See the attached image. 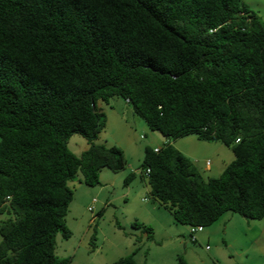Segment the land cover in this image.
<instances>
[{
	"label": "trees",
	"instance_id": "1",
	"mask_svg": "<svg viewBox=\"0 0 264 264\" xmlns=\"http://www.w3.org/2000/svg\"><path fill=\"white\" fill-rule=\"evenodd\" d=\"M114 98L166 140L232 150L204 180L170 144L145 147L139 176L174 223L264 218V21L242 0H0V264H73L55 256L57 235L71 237L68 183L80 173L94 187L127 166L95 144L98 103ZM73 134L88 141L79 157ZM137 250L114 264H138Z\"/></svg>",
	"mask_w": 264,
	"mask_h": 264
},
{
	"label": "rangeland",
	"instance_id": "2",
	"mask_svg": "<svg viewBox=\"0 0 264 264\" xmlns=\"http://www.w3.org/2000/svg\"><path fill=\"white\" fill-rule=\"evenodd\" d=\"M245 1L253 8L261 9L264 16V0ZM98 107L106 115L108 124L98 135L95 144L123 149L126 168L132 161L133 166L140 170L145 146L152 148L150 144L161 142L164 138L150 131L145 122L132 113L131 107L124 105L120 98L112 99L110 104L99 102ZM153 137H156L154 141ZM191 141L197 146L192 147ZM171 142V146L187 154L185 156L191 161V158L198 160L197 171L204 180L219 177L234 160L232 150L221 143L197 141L194 136ZM88 146V141L79 134H73L67 142L68 149L77 157ZM207 162L212 165L210 171L205 170ZM192 163L195 164L194 161ZM126 173V169L119 173L103 169L100 184L94 187L79 183L80 173L68 183L74 196L65 225L73 235L68 240L57 235L56 257H71L73 264H114L138 249L135 257L138 264H178L180 258L185 264H264V218L250 220L228 212L213 225L204 228V232L197 235L196 243H191L188 229L174 223L163 208L159 207L156 213L147 215V208L157 205L148 191L133 188L128 200L122 197L130 186L124 182ZM135 181L141 184L145 182L139 175ZM110 183L113 185L105 186ZM94 200L98 201L95 205ZM93 206L95 210L90 212L89 207ZM101 208L105 212L102 218L96 213ZM149 217H154L152 223L156 239L163 238L172 230L179 234L181 230V243L174 240L163 242L161 247L150 245L144 230L132 228L134 222L141 223ZM6 219L5 214L0 215V223ZM97 230V237L91 240Z\"/></svg>",
	"mask_w": 264,
	"mask_h": 264
},
{
	"label": "crops",
	"instance_id": "3",
	"mask_svg": "<svg viewBox=\"0 0 264 264\" xmlns=\"http://www.w3.org/2000/svg\"><path fill=\"white\" fill-rule=\"evenodd\" d=\"M242 2L250 9V10H252V11H254L255 13H257V15L259 16V17H261L262 18V20L264 21V16L261 14V9H259L258 8V10L257 9H255V8H253L250 4H248L245 0H242ZM110 104V103H109ZM123 104L124 105H126V106H129V104H127L126 103V101L125 100H123ZM112 108V107H111ZM131 112H132V109H131ZM133 113V112H132ZM108 124V123H107ZM188 137H191V136H188ZM187 138V137H186ZM156 139V137H153V140L152 141H154ZM180 139H183V138H180ZM185 140H190V139H185ZM197 140V139H196ZM197 141H199V140H197ZM152 143V142H151ZM171 141H169V140H166V139H164V140H162L161 142H159L158 141V143H152V144H150V145H152V149H156V148H162V147H164L166 144H170L171 145ZM194 142L193 141H191V146L193 147H196L197 145L196 144H193ZM205 143H207V142H205ZM161 144H162V146H161ZM149 145V144H148ZM159 145V146H158ZM164 145V146H163ZM145 147H149V146H145ZM119 149H121V148H119ZM145 149V148H144ZM122 151H123V149H121ZM182 154H184V155H186V156H188L187 154H185V153H182ZM192 159V161H194V166H195V168H196V170H197V166H196V164H198V160L197 159H193V158H191ZM129 166H128V169L126 168V174H127V176L130 174V173H132L133 171H137V169L138 168H135V166H133V162L131 161L129 164H128ZM206 166H205V170L206 171H210L211 170V167H212V165L211 164H209L208 162L205 164ZM101 174H102V171L100 172V174H99V182H100V177H101ZM106 175V173H104V176ZM124 182H125V180H124ZM142 182V181H141ZM126 184V183H125ZM111 185H113V184H105V186L106 187H108V186H111ZM129 187H128V189H127V192L125 193V194H123L122 195V197L125 199V200H128L129 198H130V191H132L133 190V188H138L139 190H141V189H145L146 191H148L149 193H150V190L148 189V187L146 186V183L145 182H142V184L140 183V182H136L135 181V179H133L130 183H128L127 184ZM136 195L134 194V197H135ZM145 200V199H144ZM95 202H94V204L93 205H95V204H97V200H94ZM156 206V207H155ZM94 207V206H93ZM90 208V207H89ZM158 208H159V206L158 205H152V206H150V207H148L147 208V211L148 212H146L147 213V215H148V213L149 214H154V213H156L157 212V210H158ZM94 210H95V207H94ZM97 213V216L99 215V217H103V215H104V209L103 208H101L100 209V211H98V212H96ZM101 215V216H100ZM155 217V216H154ZM154 217H149V219L148 218H146L147 220L146 221H144V222H141V223H143V224H145V225H148V226H150L151 228H152V230H153V239L152 240H149V241H147V242H149V244L150 245H159L160 247L162 246V243L163 242H165V241H174V240H176V241H179L180 243H181V241H182V231L180 230L179 232L181 233H179V234H175L176 233V230H172L171 232H169V233H166L165 234V236L163 237V238H161V239H156V237H155V228H154V225H153V223H152V219L154 218ZM136 221H139V220H136ZM117 225H118V223H117ZM187 228V227H186ZM188 229V228H187ZM71 232V231H70ZM204 232V231H203ZM202 232V233H203ZM97 234H98V230L97 231H95V233H94V236H96L97 237ZM73 234H72V232H71V236H72ZM92 239V238H91ZM164 239H166V240H164ZM185 247H187V243H185ZM186 251H188V250H186ZM136 257V254H135V256H134V258ZM136 260V259H135ZM72 262H73V258H72Z\"/></svg>",
	"mask_w": 264,
	"mask_h": 264
},
{
	"label": "built area",
	"instance_id": "4",
	"mask_svg": "<svg viewBox=\"0 0 264 264\" xmlns=\"http://www.w3.org/2000/svg\"><path fill=\"white\" fill-rule=\"evenodd\" d=\"M126 101V103H129V101L128 100H125ZM154 151L155 152H158L159 151V149H154ZM135 174H140L141 175V173H140V171H133ZM148 175H149V170H146L145 172H144V174H143V176L144 177H148ZM93 207H90L89 208V211L90 212H92L93 211ZM188 231H189V237H190V241L192 242V243H196L197 242V238H196V235L197 234H199V233H201V232H203V228H202V226H193V227H189L188 228ZM206 249H207V247H206Z\"/></svg>",
	"mask_w": 264,
	"mask_h": 264
},
{
	"label": "clouds",
	"instance_id": "5",
	"mask_svg": "<svg viewBox=\"0 0 264 264\" xmlns=\"http://www.w3.org/2000/svg\"><path fill=\"white\" fill-rule=\"evenodd\" d=\"M128 104V103H127ZM156 149H160V148H156ZM138 171H140L139 169H137ZM132 173H134V172H132ZM140 173H141V171H140ZM135 174V173H134ZM135 175H140V174H135ZM94 208V207H93ZM94 210V209H93ZM191 227H193V226H191ZM187 228H189V227H187ZM203 228V227H202ZM203 231H204V228H203ZM189 232V231H188ZM202 233V232H201ZM201 233H199V234H201ZM198 235V234H197ZM197 235H196V238H197ZM190 238V237H189ZM192 243V242H191Z\"/></svg>",
	"mask_w": 264,
	"mask_h": 264
}]
</instances>
